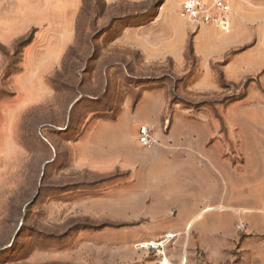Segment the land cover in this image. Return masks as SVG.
I'll return each mask as SVG.
<instances>
[{
    "label": "rangeland",
    "instance_id": "374dc122",
    "mask_svg": "<svg viewBox=\"0 0 264 264\" xmlns=\"http://www.w3.org/2000/svg\"><path fill=\"white\" fill-rule=\"evenodd\" d=\"M183 1L0 0V264H153L136 248L150 241L143 219L149 147L138 131L115 158L111 135L127 133L125 122L95 127L116 121L124 107L134 111L146 92H156L138 120L158 126L160 136L162 123L165 134L177 113L218 111L244 97L250 84L226 82L216 64L220 87L208 91L195 37L210 25L183 16ZM126 31L131 39L145 38L162 58L146 59L125 43ZM184 43L178 65L168 47ZM144 126L156 145V129ZM229 156V166L214 165L235 179L240 158ZM119 157L129 164L116 165ZM246 240L241 235L234 257L223 264L256 262L238 252ZM246 242L264 254V237ZM177 243L168 252L173 259L183 254ZM203 257L198 253L196 264H206Z\"/></svg>",
    "mask_w": 264,
    "mask_h": 264
},
{
    "label": "crops",
    "instance_id": "0c3cea01",
    "mask_svg": "<svg viewBox=\"0 0 264 264\" xmlns=\"http://www.w3.org/2000/svg\"><path fill=\"white\" fill-rule=\"evenodd\" d=\"M230 3L231 32L226 34L215 25L203 28L195 37V53L208 74V91L220 87L214 69V65L220 64L226 82L250 83L244 97L218 111L208 110V114L177 113L169 131L164 134L162 123L158 136V126L138 120L140 107L157 94L146 92L134 111L124 107L116 121L95 125L99 131L125 122L127 133L111 135L109 154L115 158L128 149L124 143L135 142L142 126L156 129L157 144L147 149L153 164L144 194L143 219L147 226L144 236L151 240L166 233L179 234L176 251L180 254L186 249L189 264L197 263L200 252L206 264H223L234 257L241 235L247 237L246 241L264 237V216L260 214L264 211V0H230ZM184 26L187 33L189 26L186 23ZM128 32L124 33L126 44L137 48L148 60L162 58L161 51L151 49L145 38L131 39ZM186 49L185 43L168 47L170 52H176L172 55L178 65L183 64ZM163 117L164 108L162 122ZM179 122L184 124L183 131L179 130ZM222 127L226 129L224 132ZM97 137L101 146L106 144L103 134ZM229 153L240 158L235 179L227 178L214 165L216 160L229 166L232 163ZM102 157L100 154L94 159L99 162ZM127 160L119 157L116 165L127 166ZM95 164L103 170L113 168ZM135 176L133 173L132 178ZM156 220L159 223L154 228ZM246 241L238 251L242 258L256 261L252 264H264L261 250L258 247L249 250Z\"/></svg>",
    "mask_w": 264,
    "mask_h": 264
},
{
    "label": "built area",
    "instance_id": "2783aa9c",
    "mask_svg": "<svg viewBox=\"0 0 264 264\" xmlns=\"http://www.w3.org/2000/svg\"><path fill=\"white\" fill-rule=\"evenodd\" d=\"M180 12L196 26L216 25L226 34L231 32L230 0H184ZM139 142L144 147H151L154 144L148 127L142 126L139 129ZM179 236L177 233H166L156 240L141 242L136 248L139 252L152 257L153 264H189L186 249L180 258H176L177 261L168 256L169 250L175 247Z\"/></svg>",
    "mask_w": 264,
    "mask_h": 264
},
{
    "label": "trees",
    "instance_id": "16d2710c",
    "mask_svg": "<svg viewBox=\"0 0 264 264\" xmlns=\"http://www.w3.org/2000/svg\"><path fill=\"white\" fill-rule=\"evenodd\" d=\"M33 37L30 39V42L32 41ZM137 105V104H136Z\"/></svg>",
    "mask_w": 264,
    "mask_h": 264
}]
</instances>
